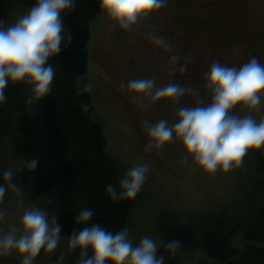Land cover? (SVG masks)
<instances>
[{
    "label": "rangeland",
    "instance_id": "374dc122",
    "mask_svg": "<svg viewBox=\"0 0 264 264\" xmlns=\"http://www.w3.org/2000/svg\"><path fill=\"white\" fill-rule=\"evenodd\" d=\"M201 1L168 0L165 7L142 17L128 31L120 29L104 11L90 24L88 76L92 84L94 113L103 126L107 151L126 171L136 164H147L149 167L145 182L148 196L131 212L124 227L128 229L134 245L144 236L159 241L156 223L168 211L192 216L207 208V214L213 219L232 222L239 217L249 218L252 199L260 194L253 185L251 149L239 167L229 172L217 170L214 174L205 172L194 163L179 140L146 150L151 140L148 135L149 126L161 119H166L169 125L175 123L178 106L194 107L197 99L204 104L210 102L206 84H192L194 80L191 75L181 77L182 82L165 75L160 68L163 65V48L149 60L141 58H146L140 50L141 42L147 39L151 45L155 44L153 31L146 27L148 22L152 21L155 27L163 26L165 30H177L175 35L183 39L182 43L215 53L222 64L238 68L253 57L264 64V0H229L232 2L230 7L222 6L217 13L205 19L193 16ZM28 11L17 9L11 21L3 23L4 27L14 24L17 18ZM176 19L177 22L173 24ZM236 48L239 49L238 54L233 52ZM174 49L172 52L176 54ZM132 79H154L157 87L176 83L194 89L198 95H185L179 105L168 99L152 103L127 89L126 84ZM232 111L241 117L251 115L260 122L264 120V100L258 110H250L238 104ZM260 151L264 155V148ZM20 161L13 155L11 142L0 136V167L7 170L19 165ZM22 191L23 203L14 195L0 204V209L5 212L4 220L0 222V233L9 232L15 226L19 234L22 228L21 217L28 208H45L49 217L56 216L58 221L60 216L71 211L74 206L73 191L71 193L67 188L54 187L37 197H30L26 188ZM236 236L239 237L238 234ZM236 240L235 245L240 249L241 239ZM63 247L62 237L61 246L57 250ZM199 259L204 257L200 255ZM21 260L22 257L13 251L8 256L0 257V264H21ZM196 263L194 256L188 264ZM33 264L52 263L47 253H44L39 254Z\"/></svg>",
    "mask_w": 264,
    "mask_h": 264
},
{
    "label": "clouds",
    "instance_id": "9594fccd",
    "mask_svg": "<svg viewBox=\"0 0 264 264\" xmlns=\"http://www.w3.org/2000/svg\"><path fill=\"white\" fill-rule=\"evenodd\" d=\"M168 0H99L101 9L115 21L120 29L131 30L138 21L165 7ZM76 0H35V4L16 22L4 27L0 21V105L7 102L6 88L9 84L24 83L30 86L28 104L38 102L52 90L55 68L49 63L72 41L70 32H65L62 14L75 7ZM155 45L168 50L170 45L163 37L153 36ZM238 54L239 49L233 50ZM172 58L173 63L178 62ZM181 72L186 70L181 65ZM210 102L204 104L197 99L196 106L176 108V122L169 125L161 119L149 126L151 140L146 150L159 148L179 140L186 153L205 172L214 174L217 170L229 172L239 167L251 150L264 148V120L257 122L251 115L238 116L233 113L236 105L258 110L264 100V64L256 57L240 67L228 66L214 60L203 74ZM127 89L142 95L152 103L161 99L171 100L179 105L185 95H198L194 89L170 83L157 87L154 79H132ZM92 84L81 91L91 92ZM83 110L88 105L84 104ZM38 160L20 161L16 169L0 172V204L7 192L14 193L23 203V191L15 182L22 169L32 172ZM149 167L136 164L118 181L109 183L105 192L113 201L134 200L143 189ZM93 209H81L75 216L77 225H89ZM5 212L0 209V222ZM21 230L15 226L6 233H0V257L16 252L22 257L21 264H33L41 253H54L61 246L62 228L56 216L49 217L45 208L31 207L21 217ZM163 249L175 255L180 242L170 240L164 243L151 236H144L133 244L127 228L113 233L99 223L74 229L67 235L65 253L57 264H65V254L77 252L76 264H165V257L158 255Z\"/></svg>",
    "mask_w": 264,
    "mask_h": 264
},
{
    "label": "trees",
    "instance_id": "16d2710c",
    "mask_svg": "<svg viewBox=\"0 0 264 264\" xmlns=\"http://www.w3.org/2000/svg\"><path fill=\"white\" fill-rule=\"evenodd\" d=\"M34 4L35 0H0V21L9 23L17 9L30 10ZM102 11L99 0H76L75 7L62 14L64 30L71 33L72 41L49 60L55 77L48 96L28 104L30 86L9 84L5 90L7 102L0 105V136L11 142L14 157L38 160L34 171L22 169L15 182L22 190L28 189L30 197L54 187L73 191L72 210L58 218L64 247L47 253L52 264L65 253L67 235L74 229L99 223L108 231L118 232L148 196L146 185L134 200L113 201L105 192L107 184L118 185L127 171L107 151L103 126L94 113L92 90L81 91L89 84L90 24ZM84 104L88 105L86 111ZM251 157L253 185L260 192L252 199L251 216L220 222L207 214V208L192 216L168 211L156 223L160 240H176L181 247L175 255L163 247L158 250L165 264H188L194 256L196 264H264V155L260 149L251 150ZM14 195L7 192L5 200ZM84 208L93 209L92 220L89 225H77L75 216ZM237 238L242 242L240 249L235 245ZM200 255L204 259L200 260ZM77 256L78 250L70 256L65 254V264H76Z\"/></svg>",
    "mask_w": 264,
    "mask_h": 264
},
{
    "label": "flooded vegetation",
    "instance_id": "af4514ba",
    "mask_svg": "<svg viewBox=\"0 0 264 264\" xmlns=\"http://www.w3.org/2000/svg\"><path fill=\"white\" fill-rule=\"evenodd\" d=\"M232 4L229 0H202L201 3L196 7L194 11V17L196 18H210L213 14L217 13L223 7H230ZM223 6V7H222ZM177 22V19L173 21V24ZM172 23L169 24V26ZM167 26V27H169ZM149 29L151 28L153 36L163 37L164 40L170 44L174 43L170 46L168 50H161V47L157 45H151L147 39H143L144 41L140 44V50L142 54L145 53L146 58L141 57L143 60H149L153 57V55L161 50L163 52L162 64L160 68L163 69L165 75H167L170 79L176 80L177 82H182V78H187L188 76H192L194 82L192 84L203 86L206 84V81L203 78V74L208 70L210 64L214 60H218V56L215 53H211L208 50H203L198 48L193 44H184L181 41L183 40L180 37L175 35L177 30L174 29L165 30V28L155 27V24L151 21L148 22L147 26ZM173 27V26H172ZM176 29V28H175ZM168 36V37H166ZM170 36H174L173 38H169ZM180 40V41H179ZM179 43V45H178ZM175 48L177 53L173 54L172 49ZM174 49V50H175ZM177 57L178 62L173 63L172 58ZM219 61V60H218ZM185 65L186 70L181 72L180 66ZM141 69H146L145 67H141ZM194 75L196 78H194ZM169 79V80H170ZM129 107V105H128Z\"/></svg>",
    "mask_w": 264,
    "mask_h": 264
}]
</instances>
